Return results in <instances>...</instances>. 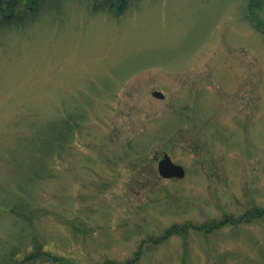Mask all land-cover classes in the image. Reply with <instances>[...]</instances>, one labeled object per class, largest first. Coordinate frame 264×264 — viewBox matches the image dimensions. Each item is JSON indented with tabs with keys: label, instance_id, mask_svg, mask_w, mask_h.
Segmentation results:
<instances>
[{
	"label": "rangeland",
	"instance_id": "374dc122",
	"mask_svg": "<svg viewBox=\"0 0 264 264\" xmlns=\"http://www.w3.org/2000/svg\"><path fill=\"white\" fill-rule=\"evenodd\" d=\"M104 1L35 0L0 32V264H264L248 0ZM42 125L79 126L39 156Z\"/></svg>",
	"mask_w": 264,
	"mask_h": 264
},
{
	"label": "trees",
	"instance_id": "16d2710c",
	"mask_svg": "<svg viewBox=\"0 0 264 264\" xmlns=\"http://www.w3.org/2000/svg\"><path fill=\"white\" fill-rule=\"evenodd\" d=\"M253 1L256 3V7L261 3L260 0L258 2H256V0L247 1V19L252 27L264 36V23H262L258 19L256 20L251 12V9H254L252 8V6L254 7ZM33 2H35V0H0V32L10 27L18 28L23 26V24L31 16H34V12H32ZM104 2L105 4H107V8H110L112 12L118 11L116 10L117 5L115 3L110 2V0ZM64 121L66 123V119H64ZM77 126L79 125H42L41 127L37 128L38 130L34 133V136L31 137L33 151L35 150V148L39 149V151L41 150L42 155L37 154L39 156L52 153V147H54L56 145V142L58 141L55 138L56 133L62 140L66 141L72 129L76 128ZM17 204L18 206H20V203ZM14 212H21V207L19 208L18 212L17 210H15ZM31 254L33 258L43 255L45 259L49 257V254L39 253V251L38 253L31 252Z\"/></svg>",
	"mask_w": 264,
	"mask_h": 264
},
{
	"label": "water",
	"instance_id": "95a60500",
	"mask_svg": "<svg viewBox=\"0 0 264 264\" xmlns=\"http://www.w3.org/2000/svg\"><path fill=\"white\" fill-rule=\"evenodd\" d=\"M152 95L158 98H163L164 94L161 91L154 90ZM157 171L160 176L164 178L177 177L181 178L185 174V169L182 165L172 161L168 154H163V156L157 162Z\"/></svg>",
	"mask_w": 264,
	"mask_h": 264
}]
</instances>
